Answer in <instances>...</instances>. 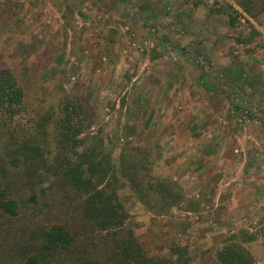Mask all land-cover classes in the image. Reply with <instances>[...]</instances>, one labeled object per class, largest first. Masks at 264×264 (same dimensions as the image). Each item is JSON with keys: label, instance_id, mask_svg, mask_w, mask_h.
Instances as JSON below:
<instances>
[{"label": "rangeland", "instance_id": "374dc122", "mask_svg": "<svg viewBox=\"0 0 264 264\" xmlns=\"http://www.w3.org/2000/svg\"><path fill=\"white\" fill-rule=\"evenodd\" d=\"M3 68L22 86L25 109L0 117V158L14 138L46 130L51 141L42 118L78 102L86 147L112 161L135 157L146 163L141 173L181 190L170 208L157 195L143 204L128 182L117 190L144 253L174 260L182 247L190 264H214L215 251L235 241L264 264V0H0ZM10 160L0 176L20 213L0 216V261L11 253L21 264L30 246L13 244L18 232L68 219L76 242L50 263H109L95 232L73 225L71 193L50 175L18 183Z\"/></svg>", "mask_w": 264, "mask_h": 264}, {"label": "trees", "instance_id": "16d2710c", "mask_svg": "<svg viewBox=\"0 0 264 264\" xmlns=\"http://www.w3.org/2000/svg\"><path fill=\"white\" fill-rule=\"evenodd\" d=\"M242 9L251 14L245 3ZM228 23L234 26L235 18L230 17ZM201 81L202 86L210 90L203 75ZM24 109V91L16 75L10 68L1 69L0 117L5 122ZM238 111L234 107V115L241 118ZM57 116L53 117L50 113L42 118V127L52 125V143L47 139L46 130L40 138L24 135L22 139H12L11 145L7 146L8 154L4 156L11 159L18 183L33 185L50 175L60 182L66 194L71 193L70 198L74 203L69 201L64 205L66 209L74 206L76 213L71 219L73 225L85 224L92 229L96 235L95 246H100L109 258V263L89 258L78 264H190L187 251L182 247L173 249V254L177 256L174 260L149 257L144 253L132 228L127 225L128 213L117 193V190L126 186L124 182H128L143 204H147L151 195H157L160 202L170 208L181 199L179 186L172 181L150 176L147 172L141 173L147 170L146 163L139 162L135 157L122 154L117 161H112L110 155L102 152L97 144L86 147L80 137L84 120L80 103H63L62 112ZM51 145H54L52 151L49 149ZM5 157L0 158L3 167ZM5 183H9L7 177L4 176L2 180L0 176V216L11 221L18 218L20 203L10 196ZM40 191L43 196V189ZM27 201L35 202V194L30 195ZM67 220H63L64 224L42 226L39 230L26 228L21 234L18 232V235L10 236L15 246H30L19 256L21 264H52L51 258L71 247L76 238L66 226L70 223ZM94 251V256L101 258L103 253ZM10 256L11 253L0 264H11ZM214 259V264H256L248 249L235 241H228L215 251Z\"/></svg>", "mask_w": 264, "mask_h": 264}, {"label": "crops", "instance_id": "0c3cea01", "mask_svg": "<svg viewBox=\"0 0 264 264\" xmlns=\"http://www.w3.org/2000/svg\"><path fill=\"white\" fill-rule=\"evenodd\" d=\"M186 190V189H185Z\"/></svg>", "mask_w": 264, "mask_h": 264}]
</instances>
